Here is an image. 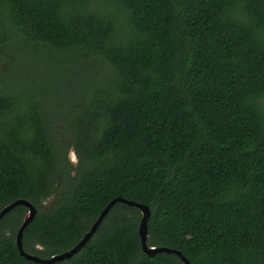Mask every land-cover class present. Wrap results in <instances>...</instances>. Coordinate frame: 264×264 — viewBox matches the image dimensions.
Returning a JSON list of instances; mask_svg holds the SVG:
<instances>
[{"label":"trees","instance_id":"obj_1","mask_svg":"<svg viewBox=\"0 0 264 264\" xmlns=\"http://www.w3.org/2000/svg\"><path fill=\"white\" fill-rule=\"evenodd\" d=\"M3 41L34 93L52 95L59 65V90L83 105L56 136L31 81L0 88V212L36 207L25 252L73 249L122 198L150 208L149 247L264 264V0H0ZM28 212L0 221V264H40L16 245ZM141 220L117 203L53 264H184L144 253Z\"/></svg>","mask_w":264,"mask_h":264},{"label":"rangeland","instance_id":"obj_2","mask_svg":"<svg viewBox=\"0 0 264 264\" xmlns=\"http://www.w3.org/2000/svg\"><path fill=\"white\" fill-rule=\"evenodd\" d=\"M58 70L59 65H54L53 73H50L53 82L51 85L54 87V89L51 88L52 95H49L48 93L43 95V92L34 93L39 89L38 87H34V80L31 78H29V80L27 79L29 77L28 72L24 68V62L22 61V56L18 52V48L12 45L10 41H3L0 45V79L1 77L8 79H3L0 82V88L5 89V86L8 85V81H12L11 79L14 77L21 80L22 84L26 83L27 81H31L30 84L24 88V91L34 93L37 95L38 99H43V103L46 105V117L50 122L54 134L56 136H65L67 133L66 123L70 114L73 112L72 114L74 116L78 110L83 108V105L74 101L75 97H73V93L68 96L65 95L68 93V91L59 90L61 86V80L59 78L60 73ZM10 85L11 83H9L8 86ZM56 91L57 93H55ZM80 114L81 111L77 113L78 117ZM69 158L71 163L76 166L78 163V158L73 148L69 153ZM50 203L51 200H48L45 205L49 206Z\"/></svg>","mask_w":264,"mask_h":264},{"label":"water","instance_id":"obj_3","mask_svg":"<svg viewBox=\"0 0 264 264\" xmlns=\"http://www.w3.org/2000/svg\"><path fill=\"white\" fill-rule=\"evenodd\" d=\"M117 203H123L126 205H129L131 207H136L138 208L141 213H142V220L139 226V236L141 239V245H142V250L144 253L147 255L153 257L157 253H167V254H174L177 255L184 264H191L190 261L182 255L181 252L174 250V249H169V248H153L149 247L148 245V221L151 217V210L148 206L139 204L133 201H129L126 199L122 198H116L112 200L108 206L102 211L101 215L99 216L98 220L93 224L91 230L87 232L84 236V238L80 241V243L74 247L73 249H70L68 251H65L63 253H60L56 256H53L50 259H42L40 257L31 255L27 252L24 251V246H23V236L26 228L29 226V224L34 220L37 214V209L36 207L29 201L19 199L15 201L14 203L7 205L1 212H0V221L14 208L17 206H25L29 209V212L27 216L25 217L24 223L21 226L17 236H16V245L19 249V252L21 256L25 257L27 260L40 263V264H53L56 262L64 261L67 259L72 258L74 255H76L79 251L83 249V247L92 239V237L95 235L97 232L98 228L101 226L103 223L104 219L106 216L109 214L110 210L112 209L113 206H115Z\"/></svg>","mask_w":264,"mask_h":264}]
</instances>
